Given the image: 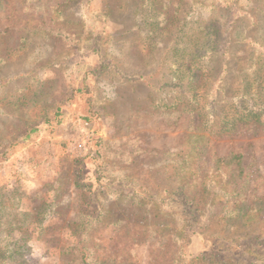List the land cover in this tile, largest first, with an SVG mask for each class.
I'll use <instances>...</instances> for the list:
<instances>
[{
    "label": "rangeland",
    "instance_id": "374dc122",
    "mask_svg": "<svg viewBox=\"0 0 264 264\" xmlns=\"http://www.w3.org/2000/svg\"><path fill=\"white\" fill-rule=\"evenodd\" d=\"M183 5L176 23L153 37L127 32L136 21L134 0H0V199L7 196L5 205L33 215L27 264H69L72 222L80 214L100 212L109 217L98 232L107 258L120 264L173 259V245L160 247L148 238L173 231V222L151 216L134 222L122 200L125 190L116 183L133 181L162 191L176 186L179 159L173 154L187 143L197 120L182 111L194 98L192 86L187 88L189 67L200 71L201 92L193 101L204 108L205 119L211 121L218 109L213 108L219 99L213 95L218 65L205 58L189 66L192 46L205 38L202 29L210 24L211 32L219 31L209 37L220 36L215 39L221 54L223 43L230 42L229 84L237 81L236 89L245 74L255 72L263 52L257 47L253 55L244 48L249 36L264 45V0H184ZM59 31L74 35V42L66 43ZM103 32L109 35L101 39L102 52L116 68L91 77L87 90L83 76L86 66L99 67L93 40ZM242 50L247 55L235 57ZM232 104L238 110L249 106L237 98ZM215 139L216 155L243 156L249 197L264 199V126L257 133L242 130ZM128 217L119 230L110 225ZM184 230L190 258L219 245L212 232Z\"/></svg>",
    "mask_w": 264,
    "mask_h": 264
},
{
    "label": "trees",
    "instance_id": "16d2710c",
    "mask_svg": "<svg viewBox=\"0 0 264 264\" xmlns=\"http://www.w3.org/2000/svg\"><path fill=\"white\" fill-rule=\"evenodd\" d=\"M183 2L184 0H176L174 3L173 0H134V4L137 5L136 21L127 32L159 36L167 31L168 23L171 21L176 23L179 9L185 8ZM172 4H174V11L170 10ZM97 18L103 22L107 21L104 14H99ZM202 31L201 33L206 31L205 38L202 42L197 39L194 47L192 46L189 66L205 58L210 63L218 65L215 75L217 80L213 85L216 86L213 88V95L219 98L216 100L217 106L213 108L218 107V109H215L211 121L205 119L202 113L204 108L193 101L201 92V89L197 87L200 71L189 67L187 88L192 86L191 91L194 98L189 99L190 103L186 108L183 107L182 111L190 112L191 115L196 116L197 120L195 131H192L187 143L173 154L179 159L174 161L175 176L178 179L176 186L162 191L158 187L155 190L143 189V185L140 186L133 181H117L116 184L125 190L126 194L122 200L133 213L134 218H137L132 219L134 222L137 221L139 224V221L148 216L152 219L173 222L175 227L173 231L148 234L150 242H155L160 247L170 244L177 249L169 264H194L207 259H211L215 264L242 262L264 264V199L249 197V183L245 178L243 156L229 154L220 157L214 152L213 145L215 138L227 133H239L242 130L257 133L258 128L264 126L261 120L262 113H264V45L259 44L255 34L252 33L249 36L244 48L249 47L253 55L257 47L263 52L257 57L255 72L250 76L245 74L236 89L234 84L237 81L233 80L229 84L232 71L226 55L231 51L229 50L230 42L223 43L221 54L220 36H214L219 38L217 40L210 39L209 36L213 32H211L210 24ZM218 32L216 30L213 33L218 34ZM58 35L62 36L68 44L74 42L75 36L68 32L59 31ZM108 35L103 32L93 40V52L99 56V67L86 66L83 85L87 87V90L92 88L89 83L91 77L116 68L111 60L105 59L102 52L101 39L108 38ZM167 50L168 46L165 47V51ZM239 54L240 56L247 55L242 50L237 55L235 54V57ZM80 64L78 66L80 68L85 66L84 63ZM139 79L142 77L139 76ZM204 93L207 94L208 91ZM235 98L239 99L243 105L252 104L251 108L248 106L238 110L232 104ZM221 102L223 106L219 107ZM178 103L181 104L182 101ZM225 107L229 111H225ZM197 131H201V135L193 134ZM185 166L188 168L185 169ZM106 182V186L112 191L114 197L119 198V193L112 188L113 184L111 185L110 181ZM77 187L84 189L86 185L77 183ZM85 189L87 192L89 186ZM8 199L7 196L0 199V262L27 264L25 257L29 251L28 241L31 237L30 227L34 224L33 215L32 213H20L17 207L13 210L9 205H5ZM105 214L100 212L97 217L88 213L80 214L72 222L70 229L72 246L68 249L69 264H120L102 254L98 232L109 220ZM129 219L130 217L125 221L109 222L111 226L119 230ZM97 224L100 226L98 227ZM259 225L262 227L259 228ZM184 229L202 234L212 232L210 235L215 236L219 245L214 246L211 251L190 258L184 252V245L188 242ZM248 229L254 231L247 232ZM142 231L145 232L144 229ZM242 240H244L243 243L238 244ZM231 245L236 246L232 248Z\"/></svg>",
    "mask_w": 264,
    "mask_h": 264
}]
</instances>
